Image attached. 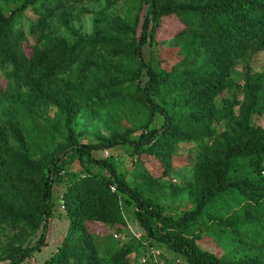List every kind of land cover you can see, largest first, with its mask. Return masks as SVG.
Here are the masks:
<instances>
[{
	"label": "trees",
	"instance_id": "trees-1",
	"mask_svg": "<svg viewBox=\"0 0 264 264\" xmlns=\"http://www.w3.org/2000/svg\"><path fill=\"white\" fill-rule=\"evenodd\" d=\"M88 1L102 0H14L13 10L0 0V223L39 233L35 242L12 249L9 264H23L47 247L53 186L62 181L69 226L43 264H129L134 244L141 257L158 244L186 264H264V127L258 125L264 71L247 72L242 87L233 77L242 61L264 51V0H136L132 20L106 25L96 19L92 36L74 45L47 35V21ZM105 1L110 7L133 0ZM165 20L175 30L165 44L177 50L167 65L157 49ZM107 57L111 62L99 65ZM72 73L73 82L64 80ZM97 100L135 106L146 121L144 132L78 143L73 126L81 106L75 101ZM50 106L54 120L38 115ZM186 144L200 150L195 202L176 218L141 187L151 190L167 178L177 147ZM120 146L131 148L141 165L136 187L113 156L94 157ZM149 162L161 176L153 177ZM123 206L133 207L145 236L129 232ZM92 225L119 235L111 237L118 247L102 252ZM198 228L241 237L260 251L235 263L220 259L187 239Z\"/></svg>",
	"mask_w": 264,
	"mask_h": 264
},
{
	"label": "rangeland",
	"instance_id": "rangeland-1",
	"mask_svg": "<svg viewBox=\"0 0 264 264\" xmlns=\"http://www.w3.org/2000/svg\"><path fill=\"white\" fill-rule=\"evenodd\" d=\"M138 1H128L115 4L108 7L105 0L100 2L88 1L84 4H77L74 7H69L64 11L55 15L52 19L47 21V35L53 39L61 40L69 45H74L80 38H88L92 36L94 31V25L96 19H103L106 25L113 24L117 21H130L137 12ZM4 9L13 10L15 2L14 0H2ZM36 20V18H34ZM27 30V27H25ZM175 30L171 28V24L168 20L164 21L162 29L159 31L157 40L160 43L157 47L161 53L162 61L165 65L174 61L177 50L165 44L172 39ZM31 45H36L35 39H30ZM145 59L148 61L149 48L146 47L143 50ZM105 62H111V58L107 57L105 60H99V65H105ZM264 71V51L256 55H251L244 61H242L234 69V79L242 87L244 83V77L247 72L261 73ZM72 78H65L74 81L76 73H72ZM80 85L76 83L75 86ZM239 99L243 100V93L239 92ZM80 103L81 110L74 122V131L76 141L80 144H88L94 142L97 138H106L111 135L127 134L132 138H138L141 133L144 132L143 125L145 120L141 115V112L133 105L125 103H114L110 101L97 100L91 104L84 105L81 101H75ZM220 105V103L218 102ZM237 111V109H236ZM44 117V119L54 120L56 116V108L50 106L48 109H42V112L38 113ZM5 116V110L0 105V118ZM258 125L264 127V115L259 116ZM40 124H44V120H39ZM51 124V123H50ZM54 126L53 124H51ZM152 124L150 125V127ZM225 127V124L217 127L213 137L214 139ZM176 155L174 157V165L170 175L156 183L150 185L151 190L146 186L141 187L142 191H148V194L153 198H156L160 205L166 209V212L171 213L174 217H180L184 212L191 211L194 206L195 198V169L193 166L197 163L200 150L195 144L180 145L177 147ZM132 149L127 146H120L111 151L96 152L94 157L97 159H106L113 156L118 164L121 172L127 174L126 180L131 187H136L138 184V175L141 171V165L133 162L131 157ZM108 154V155H107ZM74 167L77 168V163ZM149 172L153 177L161 176V169L155 162H149L146 164ZM94 173H98L97 169H94ZM65 189V182L56 183L53 186V204L54 212L53 217L49 222L48 238L50 240L49 247L37 253L31 259H28L23 264H43L52 256V252L57 244L56 234L62 238L65 230L68 229L69 223L65 219V211L60 207V201L62 200L63 192ZM123 215L127 224L131 227L134 233L138 237L145 236L144 231L139 227L133 216V207H122ZM91 230L95 235V240L101 251L104 252L109 247L117 246V243L111 240V237L115 234L110 228L104 225L93 226ZM51 233V236H50ZM39 233L33 234L21 227H11L8 224L0 223V264H9L7 259L12 249H17L20 246H27L30 242H35L38 239ZM119 236V235H118ZM120 237V236H119ZM119 239V238H118ZM187 239L197 245L202 252L215 255L220 259L228 260L232 263L239 262L241 260H248L251 257L257 255L260 251L259 248L250 250L248 244L241 237L234 238L224 237L220 235H213L211 233L195 229L190 232ZM106 241H110L111 246L106 244ZM115 241V240H114ZM157 249L162 253L161 264H172V260L175 258L170 250L165 247L156 244ZM134 250L128 254L127 260L129 264H141L142 252L133 245Z\"/></svg>",
	"mask_w": 264,
	"mask_h": 264
},
{
	"label": "built area",
	"instance_id": "built-area-1",
	"mask_svg": "<svg viewBox=\"0 0 264 264\" xmlns=\"http://www.w3.org/2000/svg\"><path fill=\"white\" fill-rule=\"evenodd\" d=\"M108 155V154H107ZM112 191H115L114 188H112ZM60 207L62 210L65 211V206L64 203L62 202V200L60 201ZM128 230L129 232L137 239H140L141 237H138L134 231L131 229V227L128 225ZM115 239H118L119 236L117 234L114 235ZM161 257H162V253L159 249H153L150 248L149 251L145 254L144 257H142L141 259V264H146L149 261H152L153 264H161ZM172 264H186V262L180 258H174L172 260Z\"/></svg>",
	"mask_w": 264,
	"mask_h": 264
},
{
	"label": "crops",
	"instance_id": "crops-1",
	"mask_svg": "<svg viewBox=\"0 0 264 264\" xmlns=\"http://www.w3.org/2000/svg\"><path fill=\"white\" fill-rule=\"evenodd\" d=\"M66 222H68V221L66 220ZM65 231L67 232V229H66ZM66 232H64L62 238L59 237L58 234H56V241H55V242H57V244H56V246H55L54 251L52 252V255L57 251V249L59 248V246H60L61 243L63 242V240H64V238H65V236H66ZM50 236H51V233H50ZM49 244H50V240L48 239V240H47V247L44 248V249H47V248L49 247ZM44 249H43V250H44Z\"/></svg>",
	"mask_w": 264,
	"mask_h": 264
}]
</instances>
